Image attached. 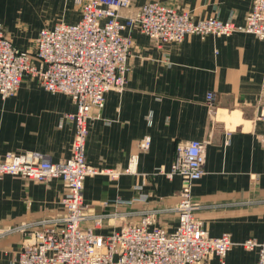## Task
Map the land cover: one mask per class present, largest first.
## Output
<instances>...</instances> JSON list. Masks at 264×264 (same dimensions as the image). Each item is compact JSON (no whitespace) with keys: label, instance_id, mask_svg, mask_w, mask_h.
Returning <instances> with one entry per match:
<instances>
[{"label":"crops","instance_id":"1","mask_svg":"<svg viewBox=\"0 0 264 264\" xmlns=\"http://www.w3.org/2000/svg\"><path fill=\"white\" fill-rule=\"evenodd\" d=\"M152 1L194 20L231 18L236 24L251 10V0H132L121 15ZM80 16V0H0V23L21 51L33 50L39 31L77 23ZM129 34L133 45L125 88L105 95L99 116L90 122L85 158L91 166L120 173L131 155L137 161L133 174L84 180L88 215L123 214L122 220L105 219L96 233L137 224L146 210L175 208L182 184L179 177H166L175 146L198 140L205 145V160L203 175L191 184L198 206L194 215L211 237L230 236L233 245L223 264H257V250L243 244L264 240V40L245 33L188 35L158 47L135 27ZM210 92L212 106L206 102ZM74 111L64 94L48 93L25 79L13 96H0V156L37 151L52 162L69 158L74 127L71 121L60 122ZM145 139L148 147L141 149ZM64 190L58 179L39 183L1 176L0 227L27 225L33 231L39 222L62 216ZM176 224L174 211L156 215V225L169 232ZM24 237L14 230L0 239V264H11ZM204 264L220 262L212 258Z\"/></svg>","mask_w":264,"mask_h":264},{"label":"built area","instance_id":"2","mask_svg":"<svg viewBox=\"0 0 264 264\" xmlns=\"http://www.w3.org/2000/svg\"><path fill=\"white\" fill-rule=\"evenodd\" d=\"M131 4L132 0H80V20L39 31L31 52L16 48L0 23L1 98L13 96L21 83L30 79L48 93L64 94L75 107L60 122L71 121L74 127L69 158L52 162L37 151L0 156V178L19 176L39 183L58 179L65 187L59 201L62 216L39 222L33 231L27 225L9 230L0 227V239L14 230L25 235L11 264H204L212 258L223 264L233 245L228 234L211 237L194 215L198 206L192 200L191 184L203 175L205 160V145L198 140L175 146L166 173L169 179L179 177L182 184L175 208L146 210L137 224H124L107 235L96 233L105 219L122 220L123 214L88 215L84 180L96 175L116 180L121 174H133L137 157L131 155L121 173L96 168L86 162V139L90 122L104 106L105 95L125 88L133 45L129 31L133 27L158 47L180 43L188 35L204 38L245 33L264 40V0H251V10L242 24L231 18L194 20L189 13L157 1L123 17L121 11L130 9ZM214 101L215 95L208 93L207 104L212 106ZM148 144L145 139L139 146L145 149ZM115 202L121 203L119 198ZM169 211L177 214L172 232L156 225V215ZM243 246L256 249L257 264H264V240L249 239Z\"/></svg>","mask_w":264,"mask_h":264}]
</instances>
